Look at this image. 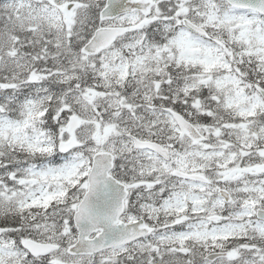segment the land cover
I'll list each match as a JSON object with an SVG mask.
<instances>
[{
    "label": "snow or ice",
    "instance_id": "obj_1",
    "mask_svg": "<svg viewBox=\"0 0 264 264\" xmlns=\"http://www.w3.org/2000/svg\"><path fill=\"white\" fill-rule=\"evenodd\" d=\"M0 264H264V0H0Z\"/></svg>",
    "mask_w": 264,
    "mask_h": 264
}]
</instances>
